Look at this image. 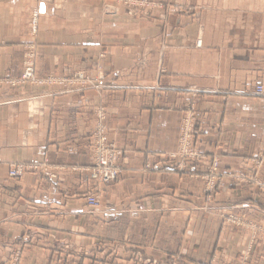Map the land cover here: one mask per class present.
<instances>
[{"label": "crops", "instance_id": "crops-1", "mask_svg": "<svg viewBox=\"0 0 264 264\" xmlns=\"http://www.w3.org/2000/svg\"><path fill=\"white\" fill-rule=\"evenodd\" d=\"M103 1L0 0V80L20 75L28 15L37 8L38 75L99 64L107 85L64 94L0 83V261L27 229L33 238L23 264H136L134 249L162 264H241L249 232L226 227L196 197L211 155L224 175L255 173L264 186V96L252 92L264 84V0H157L192 9H171L164 21L158 13L104 15ZM187 102L205 156L182 164L172 153ZM96 103L107 110L108 140L124 153L101 206L80 196L85 174L8 178L10 161L87 165ZM215 206L264 219V193L230 176L217 186ZM46 235L69 241L76 253L60 255ZM246 264H264V241H254Z\"/></svg>", "mask_w": 264, "mask_h": 264}, {"label": "rangeland", "instance_id": "rangeland-1", "mask_svg": "<svg viewBox=\"0 0 264 264\" xmlns=\"http://www.w3.org/2000/svg\"><path fill=\"white\" fill-rule=\"evenodd\" d=\"M173 10L178 13L181 10L192 12L191 7H179L177 5L157 1V0H104L101 4V11L104 15L120 16L125 15L131 18H148L158 13L161 20L164 21L169 10ZM34 12H38L35 16ZM28 35L30 40L23 44L22 52V68L20 75L17 78H4L0 80L1 84L8 86H19L24 83H30L34 86H42L52 88L55 93H82L86 89H94L98 93L106 88L107 85H100V80L103 79L104 74L101 65H97L94 69H77L66 74L48 73L46 75H38L37 72V60H38V46L36 43V36L39 29V10L34 8L28 15ZM201 42L197 41V45ZM103 56V53L100 54ZM31 60L32 62V73L29 77H23L25 71V62ZM256 96H264V84L261 82L256 83L252 90ZM80 101L85 104H89L88 97L82 98ZM79 101V102H80ZM92 112L95 120L92 126L86 133L85 150L89 158L87 165H54L47 158H44L38 162H26V161H10L8 163L7 176L10 179H21L24 175H33L39 180L44 179H57L60 173H76L85 174L87 176L88 188L86 191L80 194L85 201V204L90 208H96L102 205V190L105 186L114 183L122 169V163L124 162L123 150L115 145L113 141L108 140L107 131L108 126L106 124L107 110L103 104L96 103L91 104ZM199 125L197 121V113L192 102H187L182 107V114L180 118V124L178 128V136L176 149L172 153L173 157L184 163L189 160L201 159L205 155L200 152L196 147L195 141L197 140L199 133ZM102 143L107 146L113 153L114 158L112 159V166L117 170V174L108 180H101L97 175L98 164L95 151L96 140L100 139ZM256 164L259 163L257 158ZM180 164V165H182ZM219 158L218 155H211L209 158V168L205 173L199 175L201 180V190L197 195V200L202 203L204 209L214 208L221 218L222 224L226 227L239 228L246 230L250 234L249 243L242 254L241 264H246L248 261L254 241L256 239L264 241V219L256 220L247 215L246 212H234L228 210L223 206L216 205V192L217 186L220 184L223 178L230 176L236 181L245 182L249 185L258 188L264 193V186L261 181L257 178L255 173L247 172H233L228 175H224L219 171ZM20 169L18 173H14ZM89 199H94L96 203H90ZM33 238V233L25 229L20 236L19 245L12 252L8 253L6 258L0 261V264H23L25 257L24 246L30 243ZM50 235H46V239L52 242V245L58 253L67 255H74L75 246L69 241L61 239L56 240ZM51 239V240H50ZM120 246V245H119ZM119 246L114 248L115 255L118 253ZM85 254H90L89 251H84ZM130 259H134L136 264H162L157 259H152L143 254L141 249H134L130 254ZM65 260L67 258L65 257ZM120 259H114L113 264H120L125 262L124 259L121 262ZM202 264V263H193ZM207 264H221L215 260H211Z\"/></svg>", "mask_w": 264, "mask_h": 264}, {"label": "built area", "instance_id": "built-area-1", "mask_svg": "<svg viewBox=\"0 0 264 264\" xmlns=\"http://www.w3.org/2000/svg\"><path fill=\"white\" fill-rule=\"evenodd\" d=\"M34 15L37 16L38 12H34ZM32 73V62L28 60L25 62V71L23 77H29ZM96 157H97V164L98 170L97 175L101 180H108L117 174V170L112 166V159L114 158V153L105 146L100 139L96 140L95 145ZM20 169L14 171V173H18ZM90 203H96L94 199H89Z\"/></svg>", "mask_w": 264, "mask_h": 264}, {"label": "bare ground", "instance_id": "bare-ground-1", "mask_svg": "<svg viewBox=\"0 0 264 264\" xmlns=\"http://www.w3.org/2000/svg\"><path fill=\"white\" fill-rule=\"evenodd\" d=\"M28 248V247H27Z\"/></svg>", "mask_w": 264, "mask_h": 264}]
</instances>
